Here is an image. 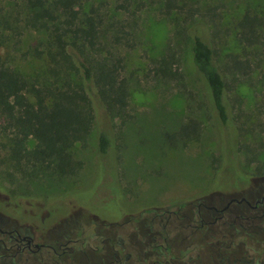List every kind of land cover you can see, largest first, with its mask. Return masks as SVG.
<instances>
[{
  "label": "rangeland",
  "instance_id": "374dc122",
  "mask_svg": "<svg viewBox=\"0 0 264 264\" xmlns=\"http://www.w3.org/2000/svg\"><path fill=\"white\" fill-rule=\"evenodd\" d=\"M181 1L199 9L193 23H187L182 14L165 15L158 0L91 1L102 19L100 41L122 59L121 76L130 86L129 116L110 125L112 142L105 155L98 152L99 125L94 121L86 144H76L72 150L80 167L64 180L28 178L0 164L1 217L31 227L38 241L52 242L63 231L68 236L61 242L77 235L84 239V254L75 250L60 257L51 255L61 264H115L112 246L106 243L111 237L114 248L120 250L114 234L125 245L122 254H131L129 264L142 263L141 259L148 264L155 260L220 264L217 255L225 252L216 251L214 243L222 235L236 243L235 232L219 223L209 232L193 231L177 216H190L197 199L209 192L228 197L245 184L264 183V0ZM28 3L0 0V61L43 93L73 88L78 78L74 80L56 55L50 38L52 21L36 18ZM119 3L127 10L119 8ZM91 6L86 3L81 16ZM208 9L215 12L214 23L206 14ZM246 11L260 20L258 41L251 46L239 39L235 28ZM194 27L204 29L216 53L214 63L221 70L228 54L250 63L247 75L225 72L230 124L236 137L231 128H219L208 111L207 88L192 62L191 39L185 34ZM163 56L175 57L173 79L156 75ZM190 118L201 123L198 140L171 145L164 139L165 133L175 132ZM166 211L175 212V217L167 221ZM151 225L156 230L165 226L167 251L153 247ZM252 238L248 243L257 250L260 239ZM36 257L22 264H39ZM43 263L53 264L46 259Z\"/></svg>",
  "mask_w": 264,
  "mask_h": 264
},
{
  "label": "trees",
  "instance_id": "16d2710c",
  "mask_svg": "<svg viewBox=\"0 0 264 264\" xmlns=\"http://www.w3.org/2000/svg\"><path fill=\"white\" fill-rule=\"evenodd\" d=\"M28 1L36 18L47 17L52 21L50 38L56 55L67 64L74 80L75 76L78 80L73 88L48 89L43 93L39 88L29 87L19 72L0 61V164L28 178L61 181L76 174L80 167L72 150L76 144H86L94 121L99 125L98 152L100 155L108 152L112 142L110 125L116 120L125 122L129 116L130 86L121 76L122 59L115 58L100 41L102 19L91 6L92 0ZM158 1L165 15L182 14L187 23H193L194 17L200 15L198 8L181 0ZM86 3L91 7L81 16ZM118 7L127 10L124 3H119ZM206 14L214 23V10L208 9ZM259 25L260 20L246 11L235 26L239 39L248 46L256 44ZM191 28L185 34L191 39L192 62L207 88L205 97L211 107L208 111L219 128L222 125L231 128L232 137H236V129L230 124L226 98L229 84L225 72L247 75L250 63L228 54L221 70L214 63L216 53L205 39L204 29ZM114 42L119 43V39ZM2 44L0 31V49ZM174 58H160L156 75L164 79L175 78ZM200 136V121L190 118L175 132L165 133L164 139L171 145H185Z\"/></svg>",
  "mask_w": 264,
  "mask_h": 264
},
{
  "label": "flooded vegetation",
  "instance_id": "af4514ba",
  "mask_svg": "<svg viewBox=\"0 0 264 264\" xmlns=\"http://www.w3.org/2000/svg\"><path fill=\"white\" fill-rule=\"evenodd\" d=\"M181 208L180 206L179 212ZM166 213L167 221L172 215L175 217L173 211H166ZM154 219H151V222ZM177 220L185 221L186 228L193 231L197 229L209 232L213 230V225L219 223L222 226H228L235 232L232 236H236V243L232 240H226L225 235H222V238L214 243L216 251L223 250L225 252L223 256L217 255V258L221 257L220 264H264V183L245 184L239 189L232 190L228 197L221 192H209L204 197L197 199L196 209L191 210L190 216L185 215L182 219L177 216ZM159 221H161V217H159ZM149 233L151 241L155 244L153 247L160 250L165 242V226L163 225L159 230H156L151 225ZM114 235L119 238L118 241L116 239V243L120 245L121 251L114 248L111 237L106 239V243L112 246L111 254L115 264H129L131 254L129 252L122 254L126 250L125 245L122 239L118 237L119 235ZM66 236L68 233L63 231L61 236L54 238L52 242L38 241L36 235L31 231V227L18 223L17 220L11 222L9 218L0 215V264H7L8 262L9 264H22L28 262L34 255H39L36 257L39 264H44L45 259L53 264H61L58 258H52L51 255L60 257L62 254L73 253L75 250L82 254L85 253L83 251L84 239H80L77 235L74 239L61 242ZM87 236L91 237L92 234L89 233ZM253 236H258L260 239L257 250H254L252 245L248 243V239L253 240ZM157 240L161 242L157 243ZM205 244L211 245L212 242ZM57 248L60 249V252ZM164 250L167 251L168 248L165 247ZM209 258V261L213 259L212 256ZM177 259H181V257ZM141 262L137 264L147 263L146 260L142 261V259ZM166 263L169 262L166 261ZM150 264L162 263L155 260Z\"/></svg>",
  "mask_w": 264,
  "mask_h": 264
}]
</instances>
